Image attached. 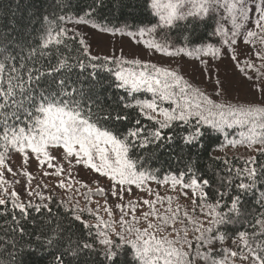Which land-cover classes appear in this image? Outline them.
<instances>
[{"label": "snow or ice", "instance_id": "6c2138e0", "mask_svg": "<svg viewBox=\"0 0 264 264\" xmlns=\"http://www.w3.org/2000/svg\"><path fill=\"white\" fill-rule=\"evenodd\" d=\"M142 2L158 22L128 31V36L139 37L138 44L169 59L193 52L197 59L200 54L213 58V65L217 58L229 59L247 81L248 90L258 92L259 98L234 97L233 83L220 79L218 67L213 80L207 60H201L205 66L201 75L207 73V79L197 81L161 62L126 58L123 47L119 55H93L87 37L80 33L98 28L93 17L103 0H93L86 10L77 8L72 28L63 26L72 19L67 14L72 0H53V11L40 17L48 26L39 35L38 47L8 40L10 32L0 37V220L3 235L9 238H0V247L9 257L8 264H23L22 259L17 261L16 233L25 251H33L43 237L57 249L56 264H117L118 258L119 264H264V162L259 160L264 157V83L260 82L264 0ZM201 25L209 30L207 42L192 35ZM172 28L186 33L188 44L199 43L191 51L183 46L173 50L170 33L165 31ZM158 29L163 33L159 39ZM99 30L110 31L103 26ZM68 42L78 45L75 50L82 56H59L60 46L68 48ZM52 45L57 46L55 63ZM246 68L256 72L255 79ZM101 72L111 78V87L125 93L118 103L101 102L107 84L101 81ZM124 110H136L151 124L134 119L122 128L121 123L129 120ZM176 129L184 133L179 139L185 147L199 146L216 133L217 139L223 134L229 145H246L255 154L233 157L238 165L224 159L225 167L217 168L212 178L204 172L197 175L199 170L190 164L183 170H165L158 153L176 143ZM228 130L233 139H228ZM13 153L21 157L15 169ZM33 159L45 177L63 176L64 165L57 161L64 160L68 176L51 188L39 183L33 188L34 176L27 170ZM73 168L77 176L81 168L90 171L97 184L107 180L95 191L89 188L83 193L88 202L93 196L104 197L103 206L81 207L71 198L56 200L53 189H72ZM9 174L12 180L6 179ZM17 176L26 180L22 183ZM90 182L77 181L85 188ZM152 183L179 189V197L190 202V209L179 203L173 207L179 197L161 195ZM76 192L80 195L78 188ZM108 197L115 203L110 204ZM250 197L254 207H248ZM56 203L60 207L53 210L51 205ZM33 212L49 219L37 220ZM30 220L46 224L48 231L24 242L23 222Z\"/></svg>", "mask_w": 264, "mask_h": 264}, {"label": "trees", "instance_id": "16d2710c", "mask_svg": "<svg viewBox=\"0 0 264 264\" xmlns=\"http://www.w3.org/2000/svg\"><path fill=\"white\" fill-rule=\"evenodd\" d=\"M97 2H99V0H97ZM92 4L93 0H72L71 7L67 14L71 15V17H76L75 11L77 8H85L86 10L87 6ZM53 8V0H0V37H3L6 33L10 32L11 35L7 37L8 40H15L21 44L38 47L40 43L39 35L42 29H45L48 26V21H43L42 23L40 17L45 11L52 12ZM60 14L59 9H56L55 15L59 16ZM93 20L98 26L106 28L127 26L134 29L155 24L157 18L152 15L150 11L145 10L142 0H118V3L117 0H103V5L96 10V15L93 17ZM183 23L184 22H180L181 25H183ZM59 26L60 23L56 21L57 30ZM63 26H65V24ZM165 31L170 33L171 39L169 41L175 46L195 48L196 44L199 43V41H197L196 44H188L185 41V36L187 34L185 33L182 35L180 28L165 29ZM189 31H192L191 28H189ZM208 33L209 30L201 25L192 32V35L193 37H200L207 42ZM76 47H78V45L68 42V48L73 49L69 52L68 48L60 46L59 56L67 55L72 58L82 56V53H78L75 50ZM56 49L57 46L55 45H52L49 49L54 54V63L56 59ZM253 63L259 65L260 61L253 60ZM261 72H264V68L261 69ZM253 74L255 79L256 72L254 71ZM84 75H87V71ZM100 79L101 81H107V84L100 93L101 102L105 105L118 103V98L125 95L123 90H117L110 86L113 81L107 73L101 72ZM260 82L264 83V77H261ZM256 98L258 99L259 96ZM124 111L128 114L129 120L121 123L120 126L122 128L131 126L134 119H141L142 123L146 125L151 124L150 121L144 120L142 117L138 116L136 110ZM175 131L177 133L176 143L168 145L158 153L160 166L165 170H183L186 165L190 164L194 170H199L197 175H199V172H204L206 178H212L213 173L217 168L223 169L225 167L222 163L224 159H228L234 165H238L239 161L234 160L233 157L243 156L247 158L248 156L255 154L254 151L246 149V145H237L235 147L229 145L223 134H219V138L217 139L216 133L212 134V138L205 137L199 146L185 147L181 144L179 139L184 133L180 132L179 129H176ZM228 132L230 133L228 139H233L234 136L231 134L232 130H228ZM167 134L168 130L165 131V135ZM235 138L238 139V137ZM215 157H219V161L213 159ZM259 160L260 162H264V157H259ZM84 193H86V191ZM56 200L60 201L61 199L56 197ZM51 207L55 210L56 208H59L60 205L56 203L52 204ZM248 207H254L251 197L249 198ZM33 215L37 220L47 221V219H49L46 216H39L34 212ZM8 219V217L4 218V220ZM23 223L26 229V234L23 236L24 242L29 240L35 241L40 232L48 231L46 224H33L31 220ZM63 223L66 224L67 221L65 220ZM52 226L54 227L55 224ZM8 227L11 228L10 220ZM3 228L4 221L0 220V238L7 241L9 238L4 237ZM31 232H35L36 234L29 236L27 233ZM65 235H67V232ZM15 239L18 241L15 249L18 253V262L22 259L23 264H56L55 255L57 254V249L54 246L49 247L43 237H41V243L34 246L33 251H25L24 246L19 243V241H21L19 233H16ZM73 239H75V233ZM9 251H13V249L9 248ZM0 253H3L2 247H0ZM8 261L9 257L7 253H3V255L0 256V262H2V264H8ZM89 264H91V262H89ZM117 264H119V258ZM237 264H240V262L237 261Z\"/></svg>", "mask_w": 264, "mask_h": 264}, {"label": "rangeland", "instance_id": "374dc122", "mask_svg": "<svg viewBox=\"0 0 264 264\" xmlns=\"http://www.w3.org/2000/svg\"><path fill=\"white\" fill-rule=\"evenodd\" d=\"M156 23L158 22V17H156ZM76 20V17H72L71 21L66 23L65 26L72 28L74 26V22ZM110 29L109 32H102L99 30V26L96 29H87L85 31H82L80 34L87 37L88 43L91 45V51L93 55H108L115 53L116 55L120 54V49L123 47V54L126 58H133V57H139L142 60H147L150 62H161L163 66H167L170 68H173L177 70L179 73L183 74L186 79L190 80H205L207 79V73H204V75H201L202 70L204 69V64L201 63V60H207L210 62V67L212 68V76L213 80L216 78V69L218 67L219 69V77L221 80L225 81H231L234 85V88L232 90V95L238 96L239 99H249L253 97L259 96L258 92H251L248 90L247 87V81L244 79L242 74L233 66V62L229 59H218L217 63L215 65L211 64V61L213 58L211 57H203L202 54H200V59H197V54L193 52L192 55L187 54H181L175 58H165L159 53L153 52L151 49H146L143 44H138L136 41L139 39V37H136L135 39L133 37H130L127 35L128 31L136 32L138 28H130L127 26H120L116 28H108ZM116 29H119L120 31L117 32ZM121 33H124L123 35ZM163 33L158 29L156 38L159 39ZM150 37H145V39H148ZM170 43V41H168ZM172 44V43H171ZM173 50L180 48L181 46H175L172 44ZM186 51H191L194 48H187L185 47ZM248 75H251L254 78V71L253 69H245ZM57 152H54L53 155H57ZM11 159L14 161L13 168H17L21 163V157L19 155H16L15 153L12 154ZM57 163L64 165V174L61 177L56 176H50L45 177L42 175V172L38 169L37 162L33 159L30 161V165L28 167V171L31 172L34 176V180L32 181V187L35 188L36 185L39 183L41 185L48 184L51 188L52 185L56 184L58 180L65 179L68 176V169L69 165L64 160H58ZM46 168V166H45ZM48 171H52L48 169ZM72 189H53V194L64 201H69L71 198V203H79L81 207H88L91 206L93 208L96 207V204H100L103 206L104 203V197L101 196H93L91 198V202H88L85 200L83 193L88 191V189L95 190L98 186H103L107 184V180L101 179L99 181V184L96 183L97 176H95L90 171H84L82 168L79 171V175H76V169H72ZM6 179L12 180L13 177L9 174L6 176ZM16 179H22V183L26 178H21L20 176H17ZM77 181H91L88 184V188H85L77 183ZM67 183V180H66ZM153 189L159 191L161 195L167 196L172 195L174 197H179V189L176 191H172L170 187L167 185L163 186H157L155 183H152L150 185ZM79 189L80 195L77 194L76 189ZM22 189V185H21ZM41 191H44L45 195H48L49 193L45 191L43 188H41ZM135 192L136 190L133 189ZM144 195V198H148L146 194ZM129 197H125V201H127ZM27 199V197H25ZM109 203L113 204L115 201L112 200L111 197H108ZM179 203L182 206L189 207L190 209V202L186 201L183 197H179L178 199L174 200L173 207H175V204ZM145 210H147L145 208ZM101 215L105 216L107 218L106 213L102 211L101 208ZM85 219H89L90 222H95L90 217H85Z\"/></svg>", "mask_w": 264, "mask_h": 264}]
</instances>
